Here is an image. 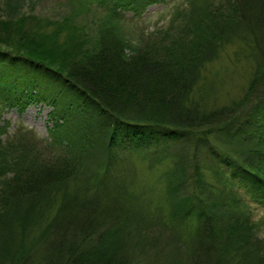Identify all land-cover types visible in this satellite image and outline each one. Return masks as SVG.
<instances>
[{
	"label": "trees",
	"instance_id": "obj_1",
	"mask_svg": "<svg viewBox=\"0 0 264 264\" xmlns=\"http://www.w3.org/2000/svg\"><path fill=\"white\" fill-rule=\"evenodd\" d=\"M170 1L155 14L162 25L128 55L113 24L149 22L145 0H66L71 14L54 30L34 14L37 1L0 0V108L23 110L34 98L54 106L45 141L23 123L4 138L0 125V264H134L128 252L145 259L155 244L151 260L169 255L162 264H264L262 221L232 193L206 196L200 174L220 151L231 183L264 205V0ZM78 15L107 23L75 56L72 39L60 38L77 30ZM233 46L251 84L218 105L203 72ZM166 162L171 217L132 189L137 166L151 173ZM55 191L60 205L42 217Z\"/></svg>",
	"mask_w": 264,
	"mask_h": 264
},
{
	"label": "rangeland",
	"instance_id": "obj_2",
	"mask_svg": "<svg viewBox=\"0 0 264 264\" xmlns=\"http://www.w3.org/2000/svg\"><path fill=\"white\" fill-rule=\"evenodd\" d=\"M35 1L37 2L34 6L30 0V3L33 5L31 7H33L34 14L41 19L43 18L51 19L45 21L46 22L45 24L50 26L49 28L50 30H54L62 26V24L59 22H61L65 17L71 14L69 12L70 10L68 9L69 6L68 7L65 6L66 0H35ZM145 1H146L145 4L146 11L148 12V14H151L152 18L149 22H146L143 25L141 23L137 25V22L134 21L135 23L133 24V26L136 27L138 26L140 29L142 27H146V31L142 32L141 30H137L138 28L137 29L130 28L133 27L131 25H128L129 27H127L126 25L123 24L121 25L117 23L113 24L116 29L115 31H117L120 35V39L124 41L126 48L125 52L128 55H132L134 52H136V50H139L142 47L141 45L142 42L140 40L141 38L144 37L143 34H147L155 30L154 28L156 27L155 26L156 24H158L159 26L162 25L161 23L164 20L162 18L163 16L157 17V15L155 14L165 9L166 3H168L170 0H145ZM63 2L65 4H63ZM170 3L173 2L170 1ZM28 5L30 6V4ZM27 10H29V7H27ZM78 17L79 18L77 19V22L79 26H77V30L68 33H66L65 31L64 32L61 31V38H60L61 41H63L66 36L72 39V41L69 43L70 44L69 47L71 48V52L75 54V56H78V54L81 53L85 47H90V49H92L95 46L98 37H100L102 31H105L103 24L107 23L106 21H104L105 17L101 15H99L98 17L97 16L93 17V19L89 18L87 20H85V18L81 17L80 15H78ZM140 31L142 32L141 34H139ZM80 38L81 40L82 39L84 40L83 42H86V45L84 43H80ZM63 44L64 42L57 43V45H63ZM2 47H8V46H2ZM235 48L236 47L233 46L229 50L228 52L229 55L226 56L227 58L225 60H220L214 63L213 65L209 66L208 68H206L207 71L205 74L203 72V76L206 77V81H207L206 86L207 87L212 86V91H214V95L216 96L215 99L216 104L218 105L228 103V101L230 102V100L232 99L235 100L237 98L239 99L244 94V92L248 90V87L251 84L250 83L251 73L249 72L251 68L249 66V63L247 64L245 62H239L237 63L238 65H236L233 64V62L230 59L231 58L230 56L235 51ZM216 75L218 76L216 77ZM220 80H222L223 82L220 83ZM26 83L28 84L29 87L33 84V82L31 81H28ZM200 87L202 89L203 87H205V84L204 83L201 84ZM37 99L38 98L31 99L25 105V108L23 110H19L20 108L18 106L7 108L6 110L0 108V118H1L0 125L3 131H5L4 138L6 137H8V139L11 138V136L14 135V132L19 126V124L23 123L24 125L34 130L36 134L40 137V139L44 141L49 139V137L47 136V129L48 126L50 125L48 122L49 120L48 118L50 113L54 110V106H52L47 101L45 103ZM241 123L248 124L249 121L243 120L241 121ZM257 127L258 129L260 128L258 124L256 128ZM209 138L211 139V142L217 143L214 135L211 137L209 136ZM189 151L192 152L193 148L189 149ZM214 154L216 155L215 157L213 156L209 157L211 159V160L209 159V163H208L209 165L206 164L207 162H205L202 159L200 163L201 164L200 174L202 177L201 183L202 181H205L203 182L204 183L203 185L207 190V192L210 193V194H206V196L207 195L213 196L219 194L220 190L236 195L235 197H237L240 201H242L243 202L242 204L244 206H247L248 211L251 214H253L255 221H262L261 225L258 228L259 230L258 235L262 239H264V205L258 203L256 200L254 201L253 198L251 199L250 195L245 193L242 186L237 185L235 183L234 184L231 183L230 181L231 178L229 174L226 173L227 168L223 165L218 164V162L220 161V159L218 158L220 157V151L214 152ZM99 164L100 161L94 163L93 164L94 169L97 168V165ZM168 164L169 163L166 162L162 165H158L157 167L154 168V172L151 173L150 172L147 173L143 169V167L137 166L136 168H138V171L140 172L141 181L139 180L138 183L137 181H135L136 187L132 188L134 195L136 196L137 195L140 196L141 194L143 196L145 195L141 199H145V206L148 207L147 209H150L153 213H155L156 211L160 213V211L162 210L164 211L162 215L165 217L166 215L170 217L172 215V208L170 207L171 204L168 199L167 187H166L168 179L165 178V175L168 174L172 169V166ZM136 168H134L133 166V169L136 170ZM217 169L220 171L219 173L220 175L215 173ZM135 170H133V174L135 173L134 172ZM194 179L196 180L198 178L195 176ZM226 182L229 183L227 187L228 191H226V187H225ZM78 184H79L78 182L71 181L68 183L67 187L75 190ZM56 195H57V197H55L57 198L56 204L53 205V207L50 209V213L46 214L47 213L46 210L43 213L42 217L45 216L47 218V216L52 217L55 215L57 207L58 205H60L59 203L60 199H62V196H64L62 192H59V195L58 192H56ZM147 200L148 201L150 200L151 204H149L150 202L147 203ZM243 205L235 209V213L237 211H242L241 209H243L244 212L245 211L247 212V210L245 209V207H243ZM195 227H196L195 225H191L190 227H188L189 233L192 230L194 231L196 229ZM181 239L183 243H186L183 237ZM73 241L75 244L76 239L73 238ZM163 246L164 245L161 244V250ZM157 247H159V244H155L152 249L149 248L151 251L145 256V259H143L141 255L138 253L139 249H136V251H134L135 253L133 254L134 255L133 259H131L130 257L131 253L129 254V252L127 255H125V257H129L128 260L134 264H141V261L139 262L140 259L142 260L143 263H146L147 261L151 260V255L153 253H156V251H152V250H155V248ZM187 248L188 246L185 249L187 250ZM140 253L142 252L140 251ZM165 255H167V257L169 256L168 254H162L158 259L154 257L151 260L152 261L151 264H162L163 260L165 259ZM40 262L41 259H37L36 262H34V264H41Z\"/></svg>",
	"mask_w": 264,
	"mask_h": 264
}]
</instances>
